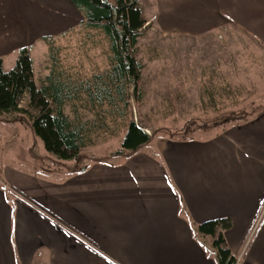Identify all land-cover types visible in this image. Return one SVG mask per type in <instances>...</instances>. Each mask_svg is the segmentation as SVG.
<instances>
[{
	"label": "crops",
	"instance_id": "crops-1",
	"mask_svg": "<svg viewBox=\"0 0 264 264\" xmlns=\"http://www.w3.org/2000/svg\"><path fill=\"white\" fill-rule=\"evenodd\" d=\"M16 1L38 30L4 49L12 32L0 0L3 69L5 51L33 49L83 19L71 0ZM140 7L146 24L165 33L201 36L234 25L264 51V0H140ZM226 125L210 136L153 139L116 162L73 172L0 159V264H218L214 237L197 228L226 217L237 264H264V108ZM6 132L0 125L1 139Z\"/></svg>",
	"mask_w": 264,
	"mask_h": 264
},
{
	"label": "rangeland",
	"instance_id": "rangeland-1",
	"mask_svg": "<svg viewBox=\"0 0 264 264\" xmlns=\"http://www.w3.org/2000/svg\"><path fill=\"white\" fill-rule=\"evenodd\" d=\"M5 1L2 18L6 21V29L12 32V40L3 48L11 49L19 44L20 35L26 41L27 36L28 39L34 37L38 28L34 27L33 18L23 2ZM137 1L140 6V0ZM29 21L32 23L28 24ZM79 25L54 38L60 62L70 77L86 79L109 67L110 49L103 35L88 32ZM145 27L135 50V57L144 64L140 80L143 99L139 103L132 100L129 118L135 119L153 139L214 135L227 126L225 118L231 114L246 113L248 119L264 108V51L254 36L234 25L201 36L165 33L153 22ZM21 48L5 51V71L14 68ZM30 53L35 60V80L41 88L52 65L49 46L40 41ZM21 105L35 112L29 95H25ZM78 106L80 118L98 121L104 126L96 130L92 144L74 160H63L46 151L43 141L35 135L23 114L0 116V125L7 130L5 137L0 138V159L22 156L24 167L34 170L31 163H36L34 165L40 170L48 168L58 173L123 158L116 155L125 130L121 122L109 118L102 123L86 101ZM65 110L75 116L72 105H67ZM238 121L242 120L232 122Z\"/></svg>",
	"mask_w": 264,
	"mask_h": 264
},
{
	"label": "trees",
	"instance_id": "trees-1",
	"mask_svg": "<svg viewBox=\"0 0 264 264\" xmlns=\"http://www.w3.org/2000/svg\"><path fill=\"white\" fill-rule=\"evenodd\" d=\"M71 1L83 16L79 26L88 32H98L107 39L109 67L86 79L72 78L60 62L54 36H46L43 41L49 46L52 65L41 88L35 80L31 48H21L18 60L10 71L3 69L0 58V116L26 115L46 151L70 161L92 144L96 130L104 126L98 121L78 116V103L86 101L88 107L100 116L102 123L109 118L119 120L125 129L116 155L134 152L153 139V135L139 126L135 119L129 118L132 100L139 103L143 99L140 80L144 64L135 57L138 40L146 28L142 8L137 0ZM25 95H29L35 112L22 107ZM67 105H72L74 117L66 112ZM247 117L246 113L240 116L233 113L225 121L230 123ZM118 135L119 132L116 133ZM231 227L232 221L228 217L198 225L200 236L214 237L212 245L218 264H237V258L228 247L223 233ZM218 228H221L219 234Z\"/></svg>",
	"mask_w": 264,
	"mask_h": 264
}]
</instances>
